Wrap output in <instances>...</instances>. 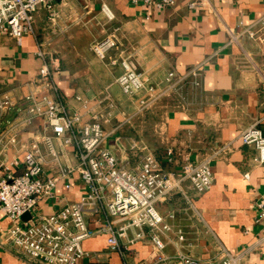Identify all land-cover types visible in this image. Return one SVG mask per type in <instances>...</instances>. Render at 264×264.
<instances>
[{
    "label": "crops",
    "instance_id": "0c3cea01",
    "mask_svg": "<svg viewBox=\"0 0 264 264\" xmlns=\"http://www.w3.org/2000/svg\"><path fill=\"white\" fill-rule=\"evenodd\" d=\"M195 1L200 3L177 0L165 10L135 6L130 0H56L53 11L42 6L35 14L37 39L24 35L19 44L8 34H0V93L21 100V107L28 105L26 97L33 91L40 98L51 95L71 111L81 109L78 98L103 101L100 111L109 110L113 101L116 111L105 129L116 134L109 136L105 147L128 166L138 163L140 153L129 150L134 140L144 141L173 172L180 171L187 157L193 162L211 159L214 184L208 192L198 194L185 185L190 201L175 194L158 205L173 227L166 253L207 261L223 247L243 253L241 264H264V226L258 221L257 207L264 194V163L255 147L241 141V134L250 127L264 132V44L243 33L257 29L264 17V0H208L190 8ZM106 39L116 46L102 60L93 46ZM38 43L60 64L61 73L54 79L56 93L40 86ZM122 58H131L148 82L159 87L165 86L170 72L186 77L201 66V85L187 87L182 96L166 97L139 113L138 97L125 95L118 83L121 65L112 64ZM16 114L10 113L9 120ZM42 124L38 119L20 135L19 153L14 150L11 156L22 157ZM7 126L6 122L0 126V135ZM117 135L125 149L117 148ZM56 144L61 146V139ZM169 151L173 152L171 163ZM63 160L76 167L73 147L65 148ZM69 182L72 187L67 190ZM83 193V181L76 172L58 183V200H44L36 214H52ZM104 220V216L94 217L90 227L98 229ZM10 226L0 209V264H37L7 245L4 232ZM180 232L184 240L179 239ZM83 248L99 254L106 264H142L151 258L153 244L146 237L123 256L111 251L107 236L99 234L85 240ZM79 264H89V260Z\"/></svg>",
    "mask_w": 264,
    "mask_h": 264
},
{
    "label": "built area",
    "instance_id": "2783aa9c",
    "mask_svg": "<svg viewBox=\"0 0 264 264\" xmlns=\"http://www.w3.org/2000/svg\"><path fill=\"white\" fill-rule=\"evenodd\" d=\"M56 0H0V34H8L21 44L24 35H33L35 14L45 6L53 11ZM135 6L144 5L159 10L176 5L177 0H130ZM208 0L191 2L190 8ZM149 19V17H147ZM232 33V31H231ZM250 39L264 44V17L256 30L243 31ZM234 41L237 37L233 35ZM37 57L42 61L40 86L57 92L54 79L61 73L58 60L38 43ZM115 41L106 39L93 46V51L102 60L107 58ZM121 65L123 73L118 78L123 93L138 97V112L144 113L166 97L183 95L188 87H200L201 66L192 69L188 76H179L175 71L168 74L165 86H154L131 58L112 61ZM53 65V67H51ZM53 94V93H52ZM28 105L21 107V100L9 93H0V126H8L0 135V209L11 221L4 232L6 243L23 259L37 264H79L87 258L89 264H106L99 254L83 248V242L99 234L107 236L110 250L126 256L134 243L150 237L153 244L152 256L142 264H241L244 254H234L221 247L207 261L192 256L166 253L169 235L173 232L167 217L158 211L175 194L190 198L185 189L188 185L198 194L208 192L214 177L211 159L193 162L187 157L179 172L171 171L167 163L144 141H132L129 150L138 156V163L128 166L105 144L110 135L105 126L112 121L115 103L109 102V110L99 108L103 101L80 100L81 109L71 111L60 100L51 95L37 97L35 91L27 97ZM17 112L9 120L12 112ZM42 120L40 133L25 145L22 157L17 141L20 135ZM61 139L62 145L56 144ZM118 149H125L120 136L115 137ZM246 146L257 149L260 162L264 163V132L257 126L241 134ZM73 147L77 158L76 167L64 162L65 148ZM173 162V152L167 154ZM47 166L50 170H46ZM54 172L49 175L48 172ZM79 173L84 193L69 204L62 205L52 214H36L40 204L47 199H56V189L61 179ZM248 177V175H247ZM66 189H71L69 182ZM258 221L264 226V194L257 200ZM29 215L28 219H23ZM104 216L98 229L90 227V220ZM174 216L171 215L170 218ZM1 231V230H0ZM264 232V229H263ZM180 240H184L180 232Z\"/></svg>",
    "mask_w": 264,
    "mask_h": 264
},
{
    "label": "water",
    "instance_id": "95a60500",
    "mask_svg": "<svg viewBox=\"0 0 264 264\" xmlns=\"http://www.w3.org/2000/svg\"><path fill=\"white\" fill-rule=\"evenodd\" d=\"M29 218V215H25L24 217H23V219H28Z\"/></svg>",
    "mask_w": 264,
    "mask_h": 264
},
{
    "label": "rangeland",
    "instance_id": "374dc122",
    "mask_svg": "<svg viewBox=\"0 0 264 264\" xmlns=\"http://www.w3.org/2000/svg\"><path fill=\"white\" fill-rule=\"evenodd\" d=\"M29 133L32 134L33 132H30V131H29Z\"/></svg>",
    "mask_w": 264,
    "mask_h": 264
}]
</instances>
